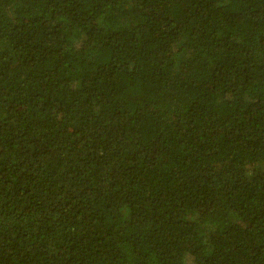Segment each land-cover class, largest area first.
Masks as SVG:
<instances>
[{"label":"trees","instance_id":"obj_1","mask_svg":"<svg viewBox=\"0 0 264 264\" xmlns=\"http://www.w3.org/2000/svg\"><path fill=\"white\" fill-rule=\"evenodd\" d=\"M0 264H264V0H0Z\"/></svg>","mask_w":264,"mask_h":264}]
</instances>
